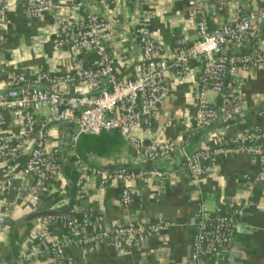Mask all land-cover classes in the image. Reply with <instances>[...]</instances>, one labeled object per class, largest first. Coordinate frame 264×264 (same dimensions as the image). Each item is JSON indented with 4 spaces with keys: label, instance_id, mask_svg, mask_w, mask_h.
<instances>
[{
    "label": "crops",
    "instance_id": "1",
    "mask_svg": "<svg viewBox=\"0 0 264 264\" xmlns=\"http://www.w3.org/2000/svg\"><path fill=\"white\" fill-rule=\"evenodd\" d=\"M6 1L8 25L3 50L7 60L27 74L68 71L73 60L82 53L70 47L54 48L52 19L29 17L26 0ZM76 1L112 23L116 35L111 58L117 75L132 73L140 57L138 35L144 30L167 50L188 45L195 39L192 0H108L104 12L95 5L96 0ZM219 2L207 0L210 28L227 21L238 9L246 12L251 8L240 0H224L222 5ZM76 16L81 15L79 12L71 14V17ZM81 57L86 62L91 60L89 55ZM192 73L187 78L171 77L168 81V98L158 120L136 132L145 144L153 138L157 123L167 120L165 113L172 115L173 126L162 133V139L181 144L190 156L212 152L226 143L241 145L240 138L249 133L264 135L262 66L238 79L237 93L242 108L229 129H224L222 122H216L209 128L197 130L185 141L181 121L194 112L190 81L192 76H199L198 65L192 67ZM3 116L5 127L18 132L11 116L8 113ZM32 144L33 141L29 142L22 152L14 174L23 168ZM48 145L57 153L62 174L53 181L46 179L38 187L41 203L37 204L28 193V186H35L37 181L34 175L26 177L25 181L14 180L15 190L0 196V209L2 204L8 205V214L0 228V264H15L22 248L34 254L31 264H55L49 251L54 242L62 240L64 228L51 224L49 235L41 241L36 239L38 220L47 212H55L59 217L92 215L100 218L99 225L106 230L129 223L170 225L160 235L148 238L131 250H116L110 241L93 246L71 245L63 251V261L72 264H190L200 205L205 203L211 212L222 202L232 204L236 211L234 237L220 255V263L219 259L213 260L219 264H264V180H255L261 169L257 156L250 153L212 155L207 161L201 160L199 166L215 171L200 177L193 185L183 165L184 158L178 152L145 165L152 171L165 173L163 179L136 177L124 185L121 180H109L107 176L118 170L130 171L129 165H139L133 164L134 152L118 133L77 134L73 124L56 123L48 128ZM76 158L85 162L90 170L80 187ZM8 178L0 162V181ZM126 188L131 195L127 206L122 200ZM23 191L27 195H23ZM51 197L50 205L43 207L42 203ZM93 230L90 226L86 233L90 235Z\"/></svg>",
    "mask_w": 264,
    "mask_h": 264
},
{
    "label": "built area",
    "instance_id": "2",
    "mask_svg": "<svg viewBox=\"0 0 264 264\" xmlns=\"http://www.w3.org/2000/svg\"><path fill=\"white\" fill-rule=\"evenodd\" d=\"M220 0L219 4H223ZM249 8L238 9L234 16L214 28L209 26L207 0H192L195 39L188 45L167 50L153 39L147 30L138 35L140 57L131 74L117 75L112 67L111 47L115 38L112 23L96 10H87L76 0H26V14L32 18L49 16L52 19L54 48L70 47L89 55L90 62L73 60L66 72L38 71L27 74L17 70L4 55L8 25V5L0 0V162L9 178L0 181V196L15 190L14 180L25 181L36 176L35 186H28L32 199L37 189L47 180L61 176L62 168L57 153L48 145V128L56 123L77 127V134L99 135L116 132L132 148L134 163L146 165L180 152L190 183L215 169H202L201 160L212 155L250 153L259 158L261 169L256 181L264 180V135L249 133L240 138L241 145L226 143L212 152L188 155L181 144L162 139V133L173 126L170 113L167 120L157 123L153 138L145 144L136 132L150 127L158 120L168 98V81L192 75V67L199 66V76L191 77L194 112L181 121L187 141L197 130L222 122L229 129L241 110L237 93L238 79L254 68L264 66V0H240ZM101 12L106 11L108 0H96ZM74 12L79 16L71 17ZM213 97V98H212ZM4 113H8L18 126L14 133L5 127ZM238 140V139H237ZM236 140V141H237ZM33 141L23 168L14 174L19 159L29 142ZM80 173L78 187L90 172L85 162L75 159ZM160 171L118 170L107 179L121 180L124 185L138 178L163 179ZM24 183V182H22ZM106 183V182H103ZM130 190L122 192L123 204L130 203ZM8 214V205L0 209V228ZM232 204H223L210 212L205 203L198 209L196 231L193 236L190 264H219L220 255L234 237ZM36 239L49 235L51 224L67 227V234L51 246L49 253L55 264L63 261V251L71 245L93 246L110 241L116 250H131L144 244L148 238L160 235L170 225L158 223L144 225L129 223L106 230L100 227V218L88 214L39 218ZM94 227L88 235L86 229ZM32 252L21 249L15 264H31ZM213 259H219V263Z\"/></svg>",
    "mask_w": 264,
    "mask_h": 264
},
{
    "label": "water",
    "instance_id": "3",
    "mask_svg": "<svg viewBox=\"0 0 264 264\" xmlns=\"http://www.w3.org/2000/svg\"><path fill=\"white\" fill-rule=\"evenodd\" d=\"M73 127H74V129H75V133H77V127L74 126V125H73ZM156 162H157V161H156ZM146 167H147V166H145V165H139V166H131V165H129L127 168H128V169H131V170L148 171V169H147ZM121 168H122V167H120V169H121ZM154 170H157V169H154ZM23 195H27V192H26V191H23ZM38 197H39V196H37V197L35 198V201H36L37 204H40L41 202H40V199H39ZM52 198H53V197L47 199V201H44V202L42 203L43 207L49 206ZM47 215L58 216L59 214H57V213H55V212H47Z\"/></svg>",
    "mask_w": 264,
    "mask_h": 264
},
{
    "label": "trees",
    "instance_id": "4",
    "mask_svg": "<svg viewBox=\"0 0 264 264\" xmlns=\"http://www.w3.org/2000/svg\"><path fill=\"white\" fill-rule=\"evenodd\" d=\"M61 168H62V166H61ZM147 168H148V167H147ZM148 169H149V168H148ZM149 170H150V169H149ZM149 170H148V171H149ZM130 171H132V172H138V171H136V170H134V171H133V170H130ZM223 204H224V203L222 202V203H220L219 205H223ZM42 217H43V216H42ZM67 232H68V229H67V227H65V228H64V234L66 235Z\"/></svg>",
    "mask_w": 264,
    "mask_h": 264
}]
</instances>
